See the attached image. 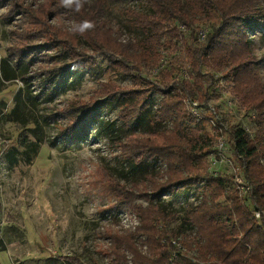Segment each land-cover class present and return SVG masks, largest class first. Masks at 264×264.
I'll return each mask as SVG.
<instances>
[{"label": "trees", "instance_id": "obj_1", "mask_svg": "<svg viewBox=\"0 0 264 264\" xmlns=\"http://www.w3.org/2000/svg\"><path fill=\"white\" fill-rule=\"evenodd\" d=\"M139 1L144 9L127 11L140 36L133 42H122L117 29L100 21L103 11L96 1L80 12L59 6V0L5 5L11 14L3 20L10 23L16 14L21 23L10 31L12 43L0 59V89L13 80L24 85L14 94L10 116L35 138L44 125H52L63 145L88 136L103 139L142 175L130 188L110 181L119 204L139 198L147 203L133 205L138 222L133 229L103 230L107 245L98 253L107 264H264V82L251 48L254 35L264 36L263 6L258 0ZM62 14L75 23L92 20L95 27L83 36L72 34L52 21ZM201 27L208 32L199 41ZM98 59L131 76L132 86L101 82L87 100L58 101L79 89L86 74L98 68ZM143 67L155 80L140 76ZM214 73L221 74L224 87ZM221 88L235 100L234 113L224 105ZM155 93L160 95L156 103ZM193 101L199 103L200 117L190 111ZM209 101L217 102L223 125L229 114L237 118L226 130L229 154L240 159L250 185L246 196L233 187L230 173L215 176L207 169L216 142ZM114 102L121 126L107 116ZM144 120L146 131L125 134L124 128ZM178 194L197 199L185 211L194 236L177 238L168 229L179 212L173 205ZM254 208L262 212L259 219ZM63 258L68 264H86L79 256Z\"/></svg>", "mask_w": 264, "mask_h": 264}, {"label": "rangeland", "instance_id": "obj_2", "mask_svg": "<svg viewBox=\"0 0 264 264\" xmlns=\"http://www.w3.org/2000/svg\"><path fill=\"white\" fill-rule=\"evenodd\" d=\"M38 1L0 0V59L6 56V48L12 43L10 31L21 23L16 14L6 23L3 19L11 12H6L5 7L20 2L36 5ZM95 1L102 7L100 21L117 29L122 42L140 39L139 32L130 26L127 11L144 9L141 1L88 0ZM258 4L264 9V0H258ZM52 21L59 28L67 29L75 23L67 14ZM251 48L256 71L264 82V36L254 35ZM98 64L97 69L86 74L78 90L61 95L57 100L62 102L75 96L87 100L101 82L132 86L133 78L108 67L105 59H98ZM140 71L143 79L155 80V74L148 67ZM23 86L20 80H13L0 89V247L4 246L0 251V264H68L63 258L67 255L79 256L86 264H107L108 260L98 253L107 245L103 230L106 227L133 229L138 223L132 213L133 205L147 203L139 198L129 204H119L113 193L116 185L110 181L116 180L130 188L131 181L142 179V175L125 165L103 139L88 136L63 145L52 125L39 129L36 138L32 132L22 131L10 111L14 94ZM159 98V94H153L155 103ZM114 104L109 105V108L113 106L107 116L121 126L122 122L117 119L119 105ZM229 116L227 126L237 119ZM146 123L145 120L133 122L124 132L146 131ZM226 146L229 153L228 137ZM196 202L193 195L173 197V205L179 212L168 229L177 238L184 234L195 235L196 229L187 221L185 211ZM19 233L22 236L15 241Z\"/></svg>", "mask_w": 264, "mask_h": 264}, {"label": "built area", "instance_id": "obj_3", "mask_svg": "<svg viewBox=\"0 0 264 264\" xmlns=\"http://www.w3.org/2000/svg\"><path fill=\"white\" fill-rule=\"evenodd\" d=\"M180 31H187L185 25L178 26ZM208 32L207 27H201L198 29L197 35L198 40L202 41ZM218 74V75H217ZM220 73H214V76L217 78L218 83L221 87H224L226 82L220 77ZM221 95L224 99V105L228 109H230L234 113L236 102L233 98L227 94V92L221 88ZM217 102L216 101H209L206 104L208 110L212 113L211 118L209 119V126L213 129L216 136V142L214 145V151L210 153L207 162V169L209 173L217 176L222 172H228L231 174L232 177V185L238 191V193L242 196H246L247 192L250 190V185L247 180L243 177V165L239 160H236L227 153V146H226V137H228L227 133V126L223 125L220 120L221 115L216 108ZM199 103L197 101H193L190 103V111L194 116L200 117ZM245 119V118H244ZM244 119L242 118V122L247 130H251V127L244 123ZM261 211L254 208V215L257 219L261 217Z\"/></svg>", "mask_w": 264, "mask_h": 264}, {"label": "clouds", "instance_id": "obj_4", "mask_svg": "<svg viewBox=\"0 0 264 264\" xmlns=\"http://www.w3.org/2000/svg\"><path fill=\"white\" fill-rule=\"evenodd\" d=\"M88 0H59V6L71 9L75 12H80ZM95 23L92 20L85 19L79 23H73L69 27V31L72 34H78L83 36L86 32L94 29Z\"/></svg>", "mask_w": 264, "mask_h": 264}]
</instances>
